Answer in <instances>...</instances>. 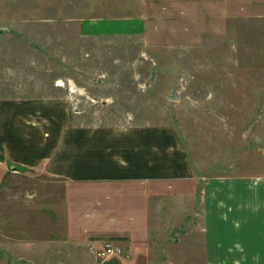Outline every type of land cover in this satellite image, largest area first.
<instances>
[{"label":"rangeland","instance_id":"1","mask_svg":"<svg viewBox=\"0 0 264 264\" xmlns=\"http://www.w3.org/2000/svg\"><path fill=\"white\" fill-rule=\"evenodd\" d=\"M251 4L0 0V97L67 95L83 122L169 127L193 169L97 190L0 161V264H254L246 196L210 197L207 238L199 213L203 178L263 160L264 2ZM106 241L122 255L99 259Z\"/></svg>","mask_w":264,"mask_h":264},{"label":"crops","instance_id":"2","mask_svg":"<svg viewBox=\"0 0 264 264\" xmlns=\"http://www.w3.org/2000/svg\"><path fill=\"white\" fill-rule=\"evenodd\" d=\"M248 2L255 8L264 0ZM72 103L69 96L61 94L0 97V161L9 172L35 171L87 183L97 190L108 185L158 187L193 176L175 130L83 122ZM15 165L18 169H12ZM203 180V206L199 213L205 209V237L210 197L220 187L238 199L246 196L249 256L254 264H264V154L262 163L249 164L246 176ZM224 205V200L218 199L217 209L223 211L222 215L224 211H235V205L232 209Z\"/></svg>","mask_w":264,"mask_h":264},{"label":"built area","instance_id":"3","mask_svg":"<svg viewBox=\"0 0 264 264\" xmlns=\"http://www.w3.org/2000/svg\"><path fill=\"white\" fill-rule=\"evenodd\" d=\"M94 252L99 259L107 260L122 255L123 248L113 241H106L101 247L96 248Z\"/></svg>","mask_w":264,"mask_h":264},{"label":"water","instance_id":"4","mask_svg":"<svg viewBox=\"0 0 264 264\" xmlns=\"http://www.w3.org/2000/svg\"><path fill=\"white\" fill-rule=\"evenodd\" d=\"M178 98H179V96H178L176 90H174L173 93H172V95H171V99L177 100Z\"/></svg>","mask_w":264,"mask_h":264},{"label":"trees","instance_id":"5","mask_svg":"<svg viewBox=\"0 0 264 264\" xmlns=\"http://www.w3.org/2000/svg\"><path fill=\"white\" fill-rule=\"evenodd\" d=\"M12 169H18V166L15 165V166L12 167ZM21 169H23V168H21Z\"/></svg>","mask_w":264,"mask_h":264},{"label":"bare ground","instance_id":"6","mask_svg":"<svg viewBox=\"0 0 264 264\" xmlns=\"http://www.w3.org/2000/svg\"><path fill=\"white\" fill-rule=\"evenodd\" d=\"M72 89H74L75 90V86H73V88Z\"/></svg>","mask_w":264,"mask_h":264}]
</instances>
